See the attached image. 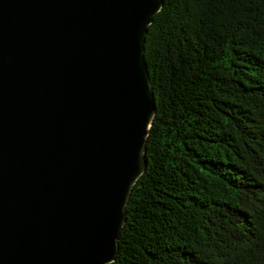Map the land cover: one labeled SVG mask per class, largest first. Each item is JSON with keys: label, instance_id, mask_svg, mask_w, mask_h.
<instances>
[{"label": "water", "instance_id": "obj_1", "mask_svg": "<svg viewBox=\"0 0 264 264\" xmlns=\"http://www.w3.org/2000/svg\"><path fill=\"white\" fill-rule=\"evenodd\" d=\"M163 0H0V264H108L156 113Z\"/></svg>", "mask_w": 264, "mask_h": 264}, {"label": "trees", "instance_id": "obj_2", "mask_svg": "<svg viewBox=\"0 0 264 264\" xmlns=\"http://www.w3.org/2000/svg\"><path fill=\"white\" fill-rule=\"evenodd\" d=\"M156 113L108 264H264V0H163Z\"/></svg>", "mask_w": 264, "mask_h": 264}]
</instances>
